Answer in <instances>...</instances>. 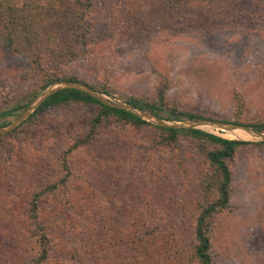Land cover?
I'll use <instances>...</instances> for the list:
<instances>
[{
    "label": "rangeland",
    "instance_id": "obj_1",
    "mask_svg": "<svg viewBox=\"0 0 264 264\" xmlns=\"http://www.w3.org/2000/svg\"><path fill=\"white\" fill-rule=\"evenodd\" d=\"M115 2L91 4L81 26L91 51L64 75L103 86L119 103L161 97L203 120L264 122V19L233 28L182 21L135 39L105 29L118 17ZM44 84L39 68L0 43V112L29 104ZM20 112L0 116V128ZM97 112L56 107L0 134V264H196L190 232L215 200L217 178L205 157L214 147L182 137L166 146L155 124L134 129L108 117L67 155L62 172V152L86 136ZM202 130L232 140L224 130ZM251 143L226 160L228 204L208 219L212 264H264V140ZM52 184L36 220L27 219L33 194Z\"/></svg>",
    "mask_w": 264,
    "mask_h": 264
},
{
    "label": "trees",
    "instance_id": "obj_2",
    "mask_svg": "<svg viewBox=\"0 0 264 264\" xmlns=\"http://www.w3.org/2000/svg\"><path fill=\"white\" fill-rule=\"evenodd\" d=\"M95 0H0V43L16 56L39 68L43 75L44 86L53 82H78L91 89L110 95L103 86L93 87L78 80L74 75H64L63 70L72 62L82 59L90 50L86 44L81 26L86 12ZM118 17L109 20L107 31L117 35L148 36L151 31L161 32L174 24H185L200 28L208 27L211 21L227 24L233 28L235 24L250 19H264V0H115ZM194 5V6H193ZM197 5V6H195ZM263 6V7H262ZM198 8L195 16L188 13ZM115 30V31H114ZM114 31V32H113ZM136 34V35H135ZM95 44L92 45V48ZM91 51V50H90ZM42 86V88L44 87ZM29 101V100H28ZM28 101L17 111L14 109L0 112V116H13L23 112ZM126 104L149 112L156 118L167 121H199L205 118L194 113L167 108L161 97L155 102L129 99ZM78 104L98 109L91 120L90 130L81 139H76L71 147L62 152L60 170H67V155L74 149L92 140L97 127L108 117L123 121L134 129L151 127L145 121L122 109L111 108L101 104L86 93L74 89H63L48 96L28 117L25 122L34 121L38 115L50 109ZM20 112V113H21ZM18 113L15 116H18ZM223 123V122H222ZM225 123V122H224ZM231 124L240 125L237 122ZM255 131L264 132V122L259 121L245 125ZM163 136L164 145H173L179 138L207 143L214 147L205 153L208 164L216 174L215 200L201 209L191 227L192 257L196 264H212L208 237V219L212 214L222 211L228 204L230 172L226 160L242 147L253 145L251 142L228 140L215 135L197 131L152 127ZM10 134V133H9ZM55 184L34 193L28 204L27 219L36 220L37 201L43 193L52 191ZM40 237H43L40 234ZM46 258V250L42 249L39 259ZM42 261H39L40 264Z\"/></svg>",
    "mask_w": 264,
    "mask_h": 264
},
{
    "label": "water",
    "instance_id": "obj_3",
    "mask_svg": "<svg viewBox=\"0 0 264 264\" xmlns=\"http://www.w3.org/2000/svg\"><path fill=\"white\" fill-rule=\"evenodd\" d=\"M63 89H74L82 93H86L87 95L94 98L95 100H97L103 105H106L111 108H117V109H122L124 111H127L145 122L155 124L157 127L203 131L202 128L204 126H209L212 128L224 130L226 132L230 130L238 129L244 132L252 133L254 135V138L252 141H263L264 140V132H258L249 127H245L242 125L213 122V121H208V120L192 121V122H185V123L178 124L173 121L159 119V118L154 117L148 112H145L143 110H138L126 103L116 102L112 100L111 98L105 96L104 94L94 91L83 84L76 83V82H65V81L53 82L49 84L47 87H45L44 89H42L41 92L31 100V102L26 106L24 111L12 123H10L9 125L3 128H0V134H4L12 130L13 128H15L25 119H27L30 115H32L34 110L48 96L54 94L55 92L59 90H63Z\"/></svg>",
    "mask_w": 264,
    "mask_h": 264
},
{
    "label": "bare ground",
    "instance_id": "obj_4",
    "mask_svg": "<svg viewBox=\"0 0 264 264\" xmlns=\"http://www.w3.org/2000/svg\"><path fill=\"white\" fill-rule=\"evenodd\" d=\"M228 136L232 140H239V141H252L254 135L250 132H244L238 129L227 131Z\"/></svg>",
    "mask_w": 264,
    "mask_h": 264
}]
</instances>
